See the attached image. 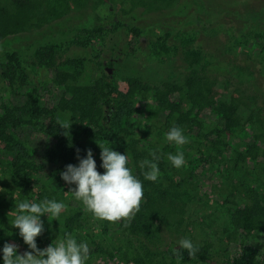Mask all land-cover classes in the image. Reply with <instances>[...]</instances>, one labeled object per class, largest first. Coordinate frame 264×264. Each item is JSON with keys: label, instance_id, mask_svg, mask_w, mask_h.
Listing matches in <instances>:
<instances>
[{"label": "trees", "instance_id": "1", "mask_svg": "<svg viewBox=\"0 0 264 264\" xmlns=\"http://www.w3.org/2000/svg\"><path fill=\"white\" fill-rule=\"evenodd\" d=\"M225 12L234 20L229 51L252 46L260 49L255 56L262 57L264 10ZM45 15L44 0H0V42L9 41ZM209 16L211 21L215 15ZM81 34L86 39L79 38ZM170 35L168 32L158 41L166 45ZM103 36V27L83 28L73 40L88 48L87 54L80 56L64 57V40L54 35L30 49L31 60H22L26 53L13 48L2 52L0 162L24 202L22 211L37 214L46 222L54 189L65 193L71 187L76 192L85 191L104 212L122 216L120 228L149 245L160 223L170 221L178 211L184 212L185 200L193 198L197 187L194 178L199 174H182L180 179L173 175L177 163L187 156L185 146L179 150L170 144L173 137L205 144L209 152L213 151L206 163L230 155L234 167L252 164L264 172V79L260 82L256 76L264 74V60L256 70L247 64L221 63L213 56L211 60L209 55L203 59L206 51L199 45L192 49L195 63L187 68L184 82L151 84L131 77L128 89L123 90L114 76L94 75L95 64L105 73L94 43ZM62 37L67 41L69 34ZM108 64L114 65L111 61ZM235 68L255 75L253 95L245 102L234 95L230 100L223 98L218 88L220 79ZM143 92H149L152 99L147 113L141 100V94L146 97ZM241 104L252 107L246 120L239 113ZM143 119L152 125L151 134L145 137L137 128ZM243 131L248 139H240ZM92 155L100 162V172L90 179L85 166ZM79 181L89 184V189L76 188ZM81 198H86L85 193ZM233 202L231 218L241 240L221 264H264V248L258 244L264 235V197L250 189ZM88 214L81 207L62 212L67 233L82 228ZM44 230L45 226L26 227L24 233L26 237L33 233L31 241L38 242ZM166 251L173 264L208 263L210 259L209 246L178 244ZM148 259L146 263L142 258L136 261L171 264ZM0 264L19 262H8L0 250ZM40 264L61 263L58 256L45 252Z\"/></svg>", "mask_w": 264, "mask_h": 264}, {"label": "rangeland", "instance_id": "2", "mask_svg": "<svg viewBox=\"0 0 264 264\" xmlns=\"http://www.w3.org/2000/svg\"><path fill=\"white\" fill-rule=\"evenodd\" d=\"M185 4L187 7L183 8ZM44 8L46 15L42 20L32 22L20 33L11 36L9 41L0 42V55L13 48L26 53L22 60H31L30 49L34 50L39 42L52 35L64 40V57L84 55L88 48L74 44L73 40L83 28L103 27L104 36L96 38L94 43L105 73L95 64L94 75L114 76L115 83L123 90L128 89L131 77L151 84L184 82L187 68L195 63L192 49L199 45L206 51L202 58L206 56L209 59L210 56L213 60V56L221 63L247 64L257 70L261 66L260 60H264V54L262 57L255 56L260 49L252 46L229 51L227 43H230L234 32V20L225 12L264 10V0H44ZM210 14L215 15L211 21ZM168 32L171 35L163 45L158 38ZM66 34H69L67 41L62 37ZM79 38H85V35L81 34ZM109 61L114 65L110 66ZM107 67L112 69L111 74ZM227 72L218 83L222 97L230 100L234 95L239 97L240 102L248 100L247 96L253 95L252 89L256 85L253 84L255 75L252 76L250 70L239 72L238 68ZM256 76L260 82L264 79V74ZM1 84L2 81L0 87ZM148 93L143 92L145 98L141 94L145 113L152 102ZM251 108L240 105L239 113L244 120ZM138 123L139 135L145 137L151 134L152 125L148 119ZM240 139H248L246 131L240 133ZM170 144L179 150L185 146L187 153L177 163V171L173 175L180 179L182 174H199L194 178L197 187L193 189V198L185 200L184 212L178 211L170 221L160 223L149 245L120 228L122 216L112 211L104 212L85 191L76 192L71 187L65 193L62 189H54L46 222H42V217L37 214L22 211L20 206L24 202L21 203L17 187L0 162L2 256L8 262L15 260L19 264H40V257L45 252L58 256L61 264H139L136 258H142L144 263L148 258L157 263H171L166 250L178 244H188L209 246V262L176 261L174 264H221L230 256L232 246L241 240L231 218L233 200L245 196L250 189L264 197V172L261 167L254 169L252 164L234 167L233 156L230 155L226 159L218 157L214 163H206L213 151L209 152L205 144L193 143L192 140L173 137ZM99 163L94 155L86 162L85 169L90 179L100 172ZM184 165L186 167L182 168ZM75 186L89 189L85 181H79ZM84 193L86 198L82 200ZM80 207L89 212L86 224L67 233L61 214ZM42 226L46 230L40 241H31L33 233L26 237V227ZM258 244L264 248V235Z\"/></svg>", "mask_w": 264, "mask_h": 264}, {"label": "water", "instance_id": "3", "mask_svg": "<svg viewBox=\"0 0 264 264\" xmlns=\"http://www.w3.org/2000/svg\"><path fill=\"white\" fill-rule=\"evenodd\" d=\"M109 74L112 73V69L110 67H107Z\"/></svg>", "mask_w": 264, "mask_h": 264}]
</instances>
